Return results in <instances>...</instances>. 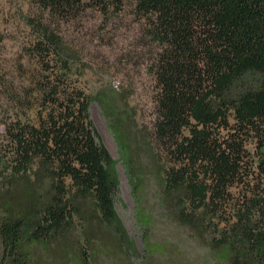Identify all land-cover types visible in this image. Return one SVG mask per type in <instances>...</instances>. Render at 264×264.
<instances>
[{
	"label": "trees",
	"instance_id": "16d2710c",
	"mask_svg": "<svg viewBox=\"0 0 264 264\" xmlns=\"http://www.w3.org/2000/svg\"><path fill=\"white\" fill-rule=\"evenodd\" d=\"M28 2L37 67L16 89L0 74V163L22 189L18 203H2L0 264H53L43 251L54 244L66 264H89L96 243L103 252L132 247L116 214V162L60 35L88 13L106 24L130 16L141 27L155 82L148 146L162 162V203L198 239L208 235L214 264H264V0ZM121 127L115 137L138 194L147 138ZM76 220L119 236L81 242Z\"/></svg>",
	"mask_w": 264,
	"mask_h": 264
},
{
	"label": "rangeland",
	"instance_id": "374dc122",
	"mask_svg": "<svg viewBox=\"0 0 264 264\" xmlns=\"http://www.w3.org/2000/svg\"><path fill=\"white\" fill-rule=\"evenodd\" d=\"M33 13L28 0H0V74L7 75L15 89L26 80L28 82L37 67L36 60L29 54V48L37 41L35 24L31 22ZM141 33L140 25L130 16L106 24L95 13L60 27L63 43L82 73L79 82L92 98L93 123L116 162L119 180L116 214L125 236L132 242V247L122 251L105 252L96 243L94 251L98 256L92 255L89 264H214L208 235L203 240L198 239L194 231L179 223L173 211L161 200L163 174L159 168L162 162L156 157L153 146H148L154 119L155 82L149 71V50L144 46ZM18 94L24 97L19 89ZM111 108L108 115L106 109ZM121 124H128L133 134L139 133L142 140L147 138L140 153L146 166V182L138 194L134 192L128 168L122 160V148L115 137L116 133L125 130L121 129ZM156 168L159 169L157 175ZM10 176V171H6L1 162L0 219L4 209L2 203L11 198L15 199L14 204L18 203L22 192L19 182L9 184ZM142 211L150 218L148 228L142 225ZM73 236L84 242L85 236L119 234L95 222L76 220ZM148 243L162 251L148 252ZM49 248L50 251L43 253L53 257V264H66L59 254V245ZM1 254L0 241V258Z\"/></svg>",
	"mask_w": 264,
	"mask_h": 264
}]
</instances>
